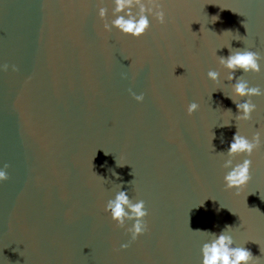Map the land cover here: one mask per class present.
<instances>
[{
    "label": "water",
    "instance_id": "95a60500",
    "mask_svg": "<svg viewBox=\"0 0 264 264\" xmlns=\"http://www.w3.org/2000/svg\"><path fill=\"white\" fill-rule=\"evenodd\" d=\"M160 3L166 23L150 16L135 38L104 30L99 8L110 22L114 0H0V264H202L208 232L229 225L264 264V143L234 159H253L239 195L219 153L237 128L264 133V96L252 120H235L234 81L213 55H264V0ZM261 65L235 75L264 89ZM121 183L149 211L136 240L104 211Z\"/></svg>",
    "mask_w": 264,
    "mask_h": 264
},
{
    "label": "clouds",
    "instance_id": "9594fccd",
    "mask_svg": "<svg viewBox=\"0 0 264 264\" xmlns=\"http://www.w3.org/2000/svg\"><path fill=\"white\" fill-rule=\"evenodd\" d=\"M136 6H139V14L133 11ZM108 11L107 7L101 6L99 8V16L104 20V30L111 32L115 28L120 33L135 38L143 37L151 29L150 16L159 24L166 23V13L160 0H114L112 12L114 18L110 22H108ZM212 18L213 22H215L219 19V16L214 15ZM228 49L229 55L227 56H218L216 51H214L213 55L217 57L219 64L228 70L225 79L229 82L234 81L231 84L233 94L230 98L236 104L238 110L234 116L235 120L250 121L253 118L252 114L258 107L253 102L252 97L264 96V89L259 85L251 86L243 75L237 77L235 74L240 70L243 73H260L262 71L261 61L264 60V55L251 48L233 50L232 47H228ZM8 68L9 65L5 63L3 69L7 71ZM12 68L13 70H18L15 65ZM207 76L212 81L220 84V72L216 69H210ZM131 94L138 102H143L145 99L143 93L137 95L132 92ZM199 108L200 104L194 101L187 104L186 110L188 115L191 116ZM226 114L231 115L232 110L227 109ZM262 135L264 133L256 131L249 138L247 135L241 134L240 129L237 128L230 147L226 152H219L221 154L226 153L227 157H230L222 165L225 169H230L224 175V187L226 190L235 189L236 195H239L251 181L253 159L245 158L235 164L234 159L242 155L252 157L264 143ZM8 167L9 165L5 164L0 169V181L9 179ZM104 211L110 214L111 220L115 222L117 228H126L131 233L132 240L138 239L149 230L145 219L149 215L146 202L143 199L134 201L130 197L128 190L123 189L122 183L121 190L116 192L115 197L109 199L104 205ZM129 221L133 222L130 227L128 226ZM230 228L232 226H226L218 234L204 231L210 233L212 238L205 242L201 248L202 264H258V257L254 256L250 249L244 246H235V240L229 233ZM120 247L128 248L129 244L125 243Z\"/></svg>",
    "mask_w": 264,
    "mask_h": 264
}]
</instances>
